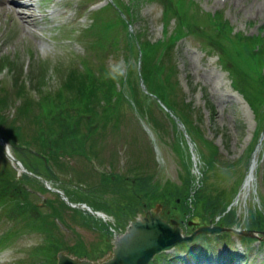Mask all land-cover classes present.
Here are the masks:
<instances>
[{
    "label": "rangeland",
    "instance_id": "374dc122",
    "mask_svg": "<svg viewBox=\"0 0 264 264\" xmlns=\"http://www.w3.org/2000/svg\"><path fill=\"white\" fill-rule=\"evenodd\" d=\"M8 1L0 0V19L4 24L0 29V57H2L0 62L7 58L14 61L16 66L14 64L15 70L13 74L8 67L0 71V84L3 83L5 88L9 87L7 83L13 82L14 78V86L18 85L16 77L22 70L20 78L24 84L22 87L24 86L26 90L24 91L25 98H36L43 101L53 98L54 95L60 96L63 94V97L59 100H63L62 105L65 109V106L70 101L71 103H76L77 99L79 100L84 96L73 82V88L67 87L66 91L62 88L65 83L64 80L72 77L81 60H86V67L93 70L101 68L103 73L102 83L95 86L92 96L87 100L86 105L80 107V109L73 108L74 111L72 112L76 114L79 110H84L92 113L90 118L95 129L92 141L95 143L89 144L86 149L79 144L75 148L71 147L72 150L68 149L70 153L75 154V152H82V150L86 152L90 148L91 151H95L92 154L94 159L85 155L75 154L79 158L74 157L69 161V158H66L68 155L66 148L59 156L60 160H62L60 163L65 166L70 163L68 167L75 169V171L72 170L74 174L70 176L68 171L71 169L66 171L65 167L59 166L63 170L59 171V176L52 175V178L47 177L46 174L44 175L46 170L35 160V172L48 178V180L49 178L53 179L49 180V184H60L65 186L66 189H72L70 179L84 174L82 175L83 179L77 178L78 180L71 181V183L79 188L83 187L81 182L86 183L90 190L73 189L70 193L77 198L87 199L90 203L100 208L103 207L97 203H103L102 201L107 199L110 204L114 205V209H117V199H119L117 196L126 189L125 184L122 181H114L116 188L122 187L119 190H115L110 185V181L104 182L106 177L103 176L108 173L115 176L121 174L128 177L140 175L142 179L147 178L149 192L147 198L140 199V203L144 204L147 202L149 206H155L157 197L152 198L150 190L160 188L162 190L158 192V195L163 196L165 205L162 208L163 216L175 218L178 221L186 219V216L188 217L191 214V209L200 207L203 201H197L198 195L209 197L213 196V193H217L218 200H215V202L220 207L225 206L233 199L239 213H243L246 210L251 211L254 205L264 208V144H261L264 113L262 121L258 122V114L252 108V105L256 102L249 100L251 105L242 94L234 90L231 85V74L224 69V64L230 67L232 64L230 61L234 60L235 63L243 61L241 57L235 55L237 52L233 53L230 51L231 42L239 38L228 34L227 25L219 28L211 26L210 17L205 15L208 11L221 10L223 17L229 20L227 21L229 27L233 25L236 30L248 31L251 34H255L258 30L263 32L260 25L264 24V0H194L193 3L190 1L189 6L185 3V7L178 6L176 9L173 7L174 4L173 6L171 5L170 1V3L167 2L168 9L165 15V6L161 2L148 0V2H143L140 10L139 7H134L140 13L139 18L133 22L132 29L133 33H137V37H133L129 33L127 36L125 29L118 27L121 34L119 46L116 41L111 43L108 39L100 38L102 36L101 33H98V37H93L91 28L83 32L86 29L85 26L90 23L92 18V14L90 15L84 7L82 8L81 1L83 0L28 1V3L33 5V9L30 11L33 17L30 18V21L35 22L33 25L36 27L35 30H29L17 14L9 10ZM185 1L173 0V3H184ZM192 4L194 5L193 7ZM176 15L177 17H175ZM163 23L167 24L166 29L169 33L174 31L175 37H179L177 45L173 46L174 52L171 54V51L164 61L166 63L165 69L158 67L154 57L155 52L153 51L157 47V43L153 41L164 36ZM178 24H182L183 28H187L189 24L193 27V30L178 33ZM83 27L85 28L83 29ZM164 32L166 33V31ZM85 33L87 34L84 35ZM112 34L110 33V35ZM139 39L144 42L147 40L149 42L147 44H150L149 49L152 52L146 72L150 71L151 66V68L154 67L156 73L153 72V74L155 73L154 80H150L149 85L158 91L160 88H166L167 95H164V97L171 107L172 105L185 106L181 111L182 120L187 123V127L192 131L189 130L193 140L199 146V150L195 146V152L197 153L195 155L198 166L201 165L202 171L205 169L203 175L206 178L197 173L192 158V151L186 143L187 141L184 142L182 140L184 138L182 126L175 123L178 129L176 138L171 128L169 131L167 130V124L163 119L164 117L166 118L165 113L156 105L155 97L148 95L141 88L140 94L141 99H143L142 115L146 119L144 117H142L143 120L140 119L137 116L140 114L136 113L134 108V112L130 110L129 105L132 106L130 102L131 91L133 88L140 89L138 84H141L139 74L140 71L144 70L140 68L138 63L139 54L136 43ZM90 41L93 43L91 49L89 48ZM102 42L107 44L103 46ZM238 44L243 46L244 43L240 42ZM117 46L118 50H116ZM247 47L250 54L256 55L257 51H252V45L248 44ZM29 59L31 63L28 70L30 71L27 74V69L25 71L24 66L27 67ZM175 61L177 63H174ZM36 69H38L39 72L37 73L39 75L35 79L33 74L32 80L31 73L33 70L36 72ZM103 69H105V74ZM231 69L235 72L237 71L235 75L238 80L237 84L246 92L247 89L243 83L245 73L238 69ZM128 72H130L129 77L131 79L123 85L127 99H121L118 107L114 109L108 100L112 95L110 73L113 76L120 77ZM160 74L162 79L159 77ZM2 92L3 90L1 89L0 93ZM7 92L3 94L10 96ZM18 95V93H15L11 97H18ZM50 95L52 97H49ZM9 100L8 105L0 109L1 126L10 129L14 136L19 137L20 135L19 139L15 138L16 141L14 143L10 141L9 148L11 152L16 153L20 159L29 158L32 152L28 155L27 148H38V130L46 121L50 122L51 116L46 121H38L36 113H39L40 105L37 100H33L32 111L26 115H21L16 121H12V111L14 110H11V107L13 108L14 104L12 98H9ZM59 100L58 102H60ZM8 115V121L4 120V117ZM15 115H13L14 118H16ZM65 119H68L64 120L68 126H78L79 128L82 124H75L82 119L71 118L70 115ZM170 122L174 124L172 121ZM83 123L89 125L87 121ZM152 124L157 125L160 130L153 127ZM12 126L14 127L13 129ZM58 126L62 125L56 122L54 127L50 125V128H45L44 136L49 139L57 137ZM148 126L153 128L157 138ZM17 127H20V129H17ZM121 127L123 131H121ZM3 128L1 129L5 132ZM78 128L77 132L71 131L73 137L79 135ZM90 129H86V135L82 139H86V136L93 132ZM121 132H124L125 136ZM67 133L69 132L64 134ZM99 137H102V140L100 139L99 141ZM10 139L13 140L12 138ZM82 139L78 142H81ZM73 140L75 139L70 140V142ZM97 140L99 143H96ZM122 140L125 141L120 143ZM52 142H54L53 147H55L58 141ZM116 143H120L118 150L116 149ZM125 143H127V147L123 145ZM152 144L154 150L151 148ZM97 146L98 149L96 150ZM215 149L218 154L216 161L213 160L211 155ZM254 151L255 153H253ZM118 153L122 154L123 160L126 159V164L120 162L117 157L119 156ZM257 154L259 156V166L256 170L253 160ZM7 155L6 145L2 146V143H0V189L4 196L2 200L9 201L7 199L9 197H13V200L15 197L23 198L28 204H17L20 209L22 210L24 207L32 210L35 215L39 216L42 214L43 218H36L34 215H30L27 218H16L9 222L8 214L5 213V210L10 204L5 206L1 211L0 237L9 227H11L10 234L12 236H10L9 244L5 245L6 249L0 250V261L2 260L4 264H40L45 256L43 257L42 250L36 251L37 248L35 247L43 240L46 241V235L45 233L41 234L36 229H40V226L48 228L50 223L54 222V219L55 224L59 227L65 222L64 219L68 223V225H64L63 231H58L62 240L63 233L68 244L73 245L75 242L83 241L85 247L80 248L81 250L94 249L99 244L98 241L104 237L101 231L104 230L105 232L107 227L102 218L92 216L90 213L85 215L81 209L73 210L65 206H62L61 211L53 213L52 204L53 200H58L57 194L50 190L43 181L39 180L40 182L37 184L30 177H23L22 175L18 177L20 172L14 169L12 161ZM135 158H138V161L142 164L139 165L138 161H134ZM26 165L29 169H32L31 165L27 163ZM136 165H139L137 167H141V170ZM251 169L254 172L255 170L258 171V181L256 178L254 179L244 199L243 195H239V191L243 190L246 177L250 174ZM188 170L192 173H188ZM6 171L12 174V178L14 177L16 182L9 181V175ZM104 171L105 173L101 176V172ZM87 177L88 179H86ZM58 179L61 182L57 181ZM24 180H26L30 191H27L26 187L21 183ZM89 180H91L90 183ZM125 182L126 185L132 187L133 181L130 178L125 179ZM184 183L187 185L186 188L179 187L184 185ZM98 184L103 187V191H96ZM192 191H196L198 194H194ZM177 196L181 197L180 201L176 200ZM43 198H46L47 201H43ZM71 198L76 200L73 197ZM44 204L49 207L50 212H52L50 216L53 219H49L45 215L46 211L47 214L49 211ZM59 204L60 202L56 205ZM36 205H39L40 208ZM105 209L103 208L104 211L110 213V216H114L117 220L116 215H114L115 212ZM199 215L198 210H196L192 219L197 220L198 223L191 224L189 228L209 222L208 216L202 218ZM234 215V211L227 212L224 221L232 223L235 218ZM27 223H29L30 227ZM123 224H126V220ZM102 227L103 229H101ZM33 230H36V232ZM244 239L247 242L250 240V238L246 237ZM64 244L57 245L55 251L66 248L65 246L68 244ZM207 244L209 245V241ZM253 244L256 247L253 250H250V248L245 249L248 257L246 258L248 260L247 263L264 264V247L257 248L256 243ZM209 247L213 249L210 245ZM68 248L75 250L72 246ZM221 249L216 248L214 250L217 251V254L222 251ZM235 250L234 247H231L229 251L232 253ZM50 251L52 252V250ZM174 251H172L174 253L172 256L174 257L184 253L181 249L178 252H176V249ZM52 253L56 254L54 250ZM95 254L99 255L97 251H95ZM202 263L207 264L205 262ZM172 264L180 263L177 259H174ZM234 264H240V262L236 260Z\"/></svg>",
    "mask_w": 264,
    "mask_h": 264
},
{
    "label": "water",
    "instance_id": "95a60500",
    "mask_svg": "<svg viewBox=\"0 0 264 264\" xmlns=\"http://www.w3.org/2000/svg\"><path fill=\"white\" fill-rule=\"evenodd\" d=\"M147 215L140 214L129 222L126 230L113 238V248L102 259L91 260L59 253L58 264H148L162 250L192 240L199 232H218L226 229L243 234L255 235L253 231H238L231 227L210 224L200 227L190 234H184L178 221L172 220L171 225L160 215V208ZM264 233V232H263Z\"/></svg>",
    "mask_w": 264,
    "mask_h": 264
},
{
    "label": "trees",
    "instance_id": "16d2710c",
    "mask_svg": "<svg viewBox=\"0 0 264 264\" xmlns=\"http://www.w3.org/2000/svg\"><path fill=\"white\" fill-rule=\"evenodd\" d=\"M185 3L187 4V6L190 5V0H186L184 3L183 2H179L177 3L179 7H185ZM259 39H254V40H251V41H248V42H244L243 46H239L238 44L236 43H233L230 47H231V52L235 53L237 52L235 55L238 56V57H241V59L243 61L241 62H237L236 64H234V69H240L241 68V64L243 65L244 69H242L241 71H243L245 74V76H247V79H248V83L246 85V89H247V93L252 97V98H257V99H260L261 96H263L264 94V71L262 70L263 66H264V45L263 47L256 52V55L254 54H250V51L248 49V44L249 45H252L253 46V41H258ZM141 47L143 48L142 51H143V54L145 55V58H146V62L143 61V63L145 64L143 66V73L148 75V78H151V81L154 80V75H155V71H154V68H151L150 67V71L146 73V71L148 70V66H149V57H150V51L147 49L144 51L145 49V45L142 46V43H141ZM252 51L253 48H252ZM151 60V59H150ZM165 66V63H163V65H160V67H162L163 69ZM236 66V67H235ZM153 72H155L153 74ZM158 73V71H157ZM147 77V76H146ZM161 77V75L159 76ZM168 78V77H167ZM261 85H263V87H261ZM91 87V85H89ZM89 86L86 85L85 83H82V84H78V90L80 89L82 91V95H84L82 97V99H84V97L87 95L88 93V89H89ZM112 91L111 93L114 92L115 90V87L114 85L112 84ZM252 87L254 89H252ZM152 88V87H151ZM153 89V88H152ZM160 97H164V95H167L166 94V88H160V90H155L153 89ZM92 90L91 92L89 93L88 96H92ZM62 110H64V108L62 107L61 108ZM63 121V120H60V122ZM150 191H153L150 190ZM198 194V193H197ZM200 195H198L197 197V201L199 202L200 200L203 201V203L200 205V207H203L205 209H218L220 206L219 205H216V202L211 200L209 202V200H207V198L205 197H202ZM130 198L129 196H126L125 195V199L127 201H130ZM133 212V210H131L129 204H126L124 206H122V211L119 213V216L120 217H123L124 215H127L130 213V212ZM261 216V214H260ZM257 217L259 216H256L254 219H257ZM262 217V216H261ZM259 220V219H258ZM257 220V221H258ZM262 220H264V217H262ZM254 223L256 224V220H254ZM257 225V226H256ZM255 226L256 227H261L262 224H256Z\"/></svg>",
    "mask_w": 264,
    "mask_h": 264
},
{
    "label": "bare ground",
    "instance_id": "6f19581e",
    "mask_svg": "<svg viewBox=\"0 0 264 264\" xmlns=\"http://www.w3.org/2000/svg\"><path fill=\"white\" fill-rule=\"evenodd\" d=\"M251 181H253V178L252 175L251 176L249 175L246 182V188L251 186Z\"/></svg>",
    "mask_w": 264,
    "mask_h": 264
},
{
    "label": "clouds",
    "instance_id": "9594fccd",
    "mask_svg": "<svg viewBox=\"0 0 264 264\" xmlns=\"http://www.w3.org/2000/svg\"><path fill=\"white\" fill-rule=\"evenodd\" d=\"M8 146H6V149H7Z\"/></svg>",
    "mask_w": 264,
    "mask_h": 264
}]
</instances>
